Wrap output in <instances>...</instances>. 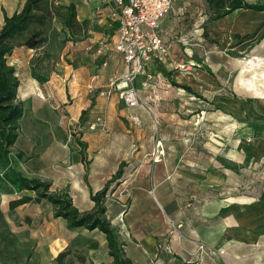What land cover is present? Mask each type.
<instances>
[{
	"label": "crops",
	"instance_id": "1",
	"mask_svg": "<svg viewBox=\"0 0 264 264\" xmlns=\"http://www.w3.org/2000/svg\"><path fill=\"white\" fill-rule=\"evenodd\" d=\"M23 1L0 0V23L4 13L10 16L18 11ZM57 2L73 4L76 20L80 23L78 33L87 30V37L76 42L75 49L82 55L74 56L76 62L72 68L76 77L82 72L91 73L87 86L94 93L98 91V102L89 110L90 121L104 113L107 122L106 133L93 135L90 158L87 152V160L91 161L87 176L93 167L96 173L93 182L88 183L87 177L84 179L86 168L82 164L81 180L87 182L82 196L83 199L87 196L89 205L83 207L80 201L72 200L73 204L81 211L92 208L90 193L100 190L121 163V174L110 184L105 196V217L115 230L121 251L130 264H264V256H261L264 254V165H256L264 163V153L250 154L240 139L232 142L230 132L225 129L211 130L212 140L199 144L191 130H177L179 125L196 123L193 115H183L194 107L206 109V112L215 108L221 114L219 119L226 121L224 124L218 121L222 126L234 123L235 127L243 129L248 124L256 126L264 122V95L237 96L220 85V77L226 74L215 60L223 56H214L215 52L209 47L205 49L202 40H217L221 23L214 20L203 23L199 20L201 17H195L177 0L161 18L158 30L169 43V52L163 61H154L148 66L147 70L153 75L151 87L142 86V76L134 79L139 96L150 103L157 116L155 122L146 108L128 106L116 91L109 97L104 94L109 78L119 77L126 69L121 55L113 47L117 35V23L111 15L116 10L114 2ZM54 27L61 29L63 26L54 23ZM32 55L33 49L17 47L9 55L13 57L10 64L17 69L19 64H29ZM183 63L188 64V69L177 68ZM58 64L62 66L56 63L54 72L41 84L32 77L29 68L28 74L21 73L20 86L25 82L33 89L51 86V77L56 79L55 76L64 81L63 72L67 70L59 72ZM243 72L240 64L235 78L239 88H243ZM171 81L189 86L201 97L172 85ZM153 86L160 96L156 102L151 97ZM176 95L181 98L180 102L174 101ZM189 97L198 102L193 100L188 106L190 104L185 103ZM176 104L184 111L175 113ZM213 132L217 134L211 135ZM237 148L241 154L237 150L233 153ZM248 154L259 161H253ZM4 185L12 187L0 180V204ZM36 216H40L38 220L44 225L48 220L62 219H50V213ZM169 219L180 224L177 231L172 229ZM62 220L63 231L54 235L60 243L55 254L49 252V245H42L47 255L40 263L30 256L28 264L30 261L33 264H70L71 260L73 264L112 262L101 231L83 227L68 229ZM199 244H204L205 249L201 250ZM60 252L67 254L56 260ZM0 264L10 263L0 260Z\"/></svg>",
	"mask_w": 264,
	"mask_h": 264
},
{
	"label": "rangeland",
	"instance_id": "2",
	"mask_svg": "<svg viewBox=\"0 0 264 264\" xmlns=\"http://www.w3.org/2000/svg\"><path fill=\"white\" fill-rule=\"evenodd\" d=\"M177 1L188 8L195 17H201L199 20L201 19L203 23L211 21L214 15L206 0ZM245 1L251 4L264 3V0ZM214 21L221 23V33L216 35L218 39L209 41L206 39L202 42L205 49L209 47L215 52L214 56H223L215 60L217 66L226 74L224 77H220V85L230 89L237 96L264 95V59H262L264 58V12L236 9ZM54 23L59 26L61 22L59 19H54L49 27L44 28L46 42L38 49H33L29 64L26 62L19 64L17 69L13 66L18 80L23 78L21 73L28 74L29 68L31 72L32 64L36 72L42 73L48 78L54 72L56 63L62 64V66L57 65L59 72L67 70L63 72L65 74L64 81L59 76H55L56 79L51 77L53 80L51 86H37L38 89H33L27 82L22 81L24 83L22 87L19 83L16 99L23 106V115L19 120L21 131L14 150L20 149L24 155L21 160L16 162V166L29 177L49 181L51 183L50 190L67 192L72 200L80 201L82 206L86 207L89 205V201L87 196L84 199L82 196L86 190L84 183L93 182L96 173L92 171L93 167H91L87 182L81 180L83 165L80 162L81 146L78 142L85 144L88 158H90L92 153L90 144L93 135L107 131L89 129V125L95 119L94 117L90 121L89 110L98 102V91L94 93L93 89L87 86L91 73L82 72L80 76L76 77L75 70L72 68L75 67L76 62L74 56L82 55L75 49L76 42L87 37V30L84 29L83 32L81 30L74 34L64 27L56 29ZM83 53L87 52L83 51ZM10 57H6L9 64L13 59ZM24 57L26 58L28 55L24 54ZM240 64L244 69L243 88H239L235 83ZM17 71L20 73L17 74ZM199 91L203 90L199 88ZM193 100L198 102V99L189 97L185 104L191 106ZM174 101L180 102L181 98L176 95ZM189 101L190 103H188ZM175 106V113L184 111L178 109V104ZM190 110L183 115H193L196 123L179 125L177 130L179 132H190L191 130L196 144L211 141V130L225 129L230 132L232 142L240 139L239 142H242L245 148L247 146L250 154L264 153V122L256 126L248 124L243 129L235 127L234 123L222 126L218 124V121L223 124L226 121L219 119L221 114L215 108H210L207 112L206 109L203 111L196 107ZM212 134L217 133L213 132ZM236 150L239 151L237 148L233 150V153ZM239 153L241 154L240 151ZM249 157L255 162L259 161L253 155H249ZM90 163L91 161H89L88 168L91 166ZM256 165H264V163H256ZM3 189L4 196L0 204V260L10 264H28L29 257L33 256L36 262L40 263L47 255V252L41 247L42 245H49V252L55 254L60 243L54 235L58 231H63L64 221L62 219L48 220L44 225L42 221L38 220L40 216H36L40 213H50L52 215L50 219L56 218L53 216V205L47 200H42L11 208L10 198L21 196L23 193L16 194L13 187L5 185ZM24 192L35 196L34 191ZM29 263L33 264L32 261ZM73 263L74 261L71 260L70 264Z\"/></svg>",
	"mask_w": 264,
	"mask_h": 264
},
{
	"label": "trees",
	"instance_id": "3",
	"mask_svg": "<svg viewBox=\"0 0 264 264\" xmlns=\"http://www.w3.org/2000/svg\"><path fill=\"white\" fill-rule=\"evenodd\" d=\"M21 1V0H18ZM207 5L213 10L211 20H217L236 9H251L252 11H264V3H248L245 0H206ZM59 19L63 27L71 33H78L80 23L76 20L75 6L73 4H60L57 0H24L18 11L10 16L3 14V22L0 23V180L13 187L16 192L31 190L35 196L25 194L9 201L11 208L28 202H40L47 200L53 205L54 217L65 220L68 229L86 228L98 229L107 240L108 254L112 257L110 264H130L121 251V245L115 230L110 226L105 217V196L110 184L121 174V167L104 184V186L90 193L93 207L89 211L79 210L67 192H55L50 190L51 183L36 177L25 175L16 166L24 153L22 150H14L15 142L20 131L19 120L23 115V106L16 99L19 80L15 68L9 64L6 57L16 47L38 49L46 42L44 28ZM32 77L38 82L47 81L48 77L35 71L32 64ZM172 85L201 97L187 85H180L171 81ZM81 162L86 168L84 179L87 177V152L85 144L78 142ZM67 252H60L56 260H61Z\"/></svg>",
	"mask_w": 264,
	"mask_h": 264
},
{
	"label": "built area",
	"instance_id": "4",
	"mask_svg": "<svg viewBox=\"0 0 264 264\" xmlns=\"http://www.w3.org/2000/svg\"><path fill=\"white\" fill-rule=\"evenodd\" d=\"M116 10L111 13L117 23V35L114 50L118 52L125 64V71L119 77L108 80L105 95L109 97L116 91L118 97L128 106H142L151 112L154 121L157 116L147 100L142 99L134 85V79L142 76V86L151 87L152 72L147 68L152 62H161L169 52V43L159 34V24L172 8L174 0H112ZM179 69H188V64H178ZM151 97L154 102L160 99L155 88L152 87ZM90 130L107 131L106 116L100 113L89 125ZM159 147V144L158 146ZM160 152V151H159ZM156 159V150L153 152ZM168 223L177 231L180 224ZM201 250L204 244H199Z\"/></svg>",
	"mask_w": 264,
	"mask_h": 264
}]
</instances>
